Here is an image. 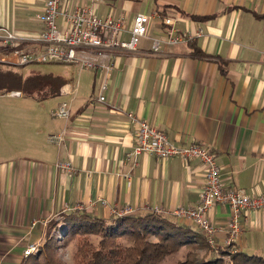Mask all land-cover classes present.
Listing matches in <instances>:
<instances>
[{"label":"crops","instance_id":"0c3cea01","mask_svg":"<svg viewBox=\"0 0 264 264\" xmlns=\"http://www.w3.org/2000/svg\"><path fill=\"white\" fill-rule=\"evenodd\" d=\"M45 1L0 0V27L20 37L39 35ZM91 7L98 18L123 25V41L136 15L152 22L136 52H111L116 58L103 103L91 98L100 94L105 74L75 65L59 76L64 83L54 100L0 94V264H22L29 245L45 243L49 223L75 211L105 220L154 209L171 216L198 203L202 165L134 156L138 120L177 147L209 148L225 189L264 194V0H98ZM161 18L174 19L172 33L191 39L169 44L170 28ZM21 68L12 70L21 74ZM50 100L47 112L40 102ZM63 102L70 105L69 118H51ZM57 162L74 172L60 173ZM246 216L232 249L264 260V210ZM208 218L223 226L229 209L216 205Z\"/></svg>","mask_w":264,"mask_h":264},{"label":"built area","instance_id":"2783aa9c","mask_svg":"<svg viewBox=\"0 0 264 264\" xmlns=\"http://www.w3.org/2000/svg\"><path fill=\"white\" fill-rule=\"evenodd\" d=\"M88 6L67 8L66 0H46L40 16L42 30L37 36L20 37L0 27V65L8 68H21L35 64L75 65L82 70L101 71L105 74L100 86V94L91 98L92 102L103 103V93L107 90L105 79L113 69L116 56L114 51L134 53L137 41L146 36L151 17L138 14L134 17L129 39L123 41V25L110 18L100 19L94 15L91 5L98 0H85ZM62 24L59 25V20ZM161 23L170 28L169 44L188 42L191 38L176 36L172 33L174 19L161 18ZM153 50H158L154 42ZM10 97L20 98L22 93L11 91ZM70 105L63 102L57 109L50 111V117L66 120L69 118ZM137 130L133 155H153L161 160L178 158L182 161L196 160L205 170L203 189L199 201L194 207H179L172 215L185 219L203 232L211 252L219 255L220 249L231 247L242 235V225L251 211L264 210V194L249 196L240 191L225 189L220 178V167L213 152L202 145L192 143L186 147L175 146L160 130L146 121H136ZM50 141L61 140L60 136H50ZM56 169L63 174H72L73 167L67 162H57ZM101 204H106L101 201ZM216 205H225L229 209V218L225 225L215 226L208 213ZM75 209L82 210L78 205ZM160 213L159 209L152 210ZM127 214V213H123ZM121 215V214H119ZM222 236L221 241L218 237ZM37 247L29 245L25 255ZM26 257V256H25Z\"/></svg>","mask_w":264,"mask_h":264},{"label":"trees","instance_id":"16d2710c","mask_svg":"<svg viewBox=\"0 0 264 264\" xmlns=\"http://www.w3.org/2000/svg\"><path fill=\"white\" fill-rule=\"evenodd\" d=\"M63 83L59 76L32 72L24 77L18 70L0 65L1 93L20 91L42 101L57 96ZM177 219L173 215L149 212L144 215L116 214L105 220L75 211L50 222L45 243L38 252L24 257L22 264H62L55 254L54 235L60 225L59 230H65L62 246L74 242L72 264H158L181 247L198 246L208 251L201 230L192 223L187 225ZM229 249H222L219 254ZM190 255L187 253L188 258ZM188 258L178 264H190ZM199 264L225 263L212 254ZM227 264H264V260L236 252Z\"/></svg>","mask_w":264,"mask_h":264},{"label":"rangeland","instance_id":"374dc122","mask_svg":"<svg viewBox=\"0 0 264 264\" xmlns=\"http://www.w3.org/2000/svg\"><path fill=\"white\" fill-rule=\"evenodd\" d=\"M66 67H68L67 65H62V64H46V65H43V64H35V65H29V66H25L21 69H19L21 71V74H23L24 76L28 75L30 72L34 71V72H40L42 74L44 73H51V74H54V75H57V76H62ZM6 69H9V68H6ZM13 69V68H11ZM1 94V92H0ZM33 98V97H31ZM1 99V98H0ZM22 99H28V98H22ZM53 99V98H52ZM54 100V99H53ZM0 101H3V103L5 102V100H0ZM29 101H31L29 99ZM41 101V100H40ZM52 100L46 102V103H43V102H40L41 106L42 107H47V112H49V109L50 107L48 108L49 106V102L51 103ZM31 103H34L33 101H31ZM47 118L49 119V117L47 116ZM49 139V137H48ZM123 213H127V214H130L131 212L129 211H123V212H120L119 214H123ZM156 213V212H154ZM185 220V219H183ZM186 221V220H185ZM61 227V225L58 227V229L56 230V232L54 233L55 235V244H56V249H55V254L57 256V258L60 260V262L62 264H72V254L74 252V242H71L70 244H68L67 246H62V236L65 232L64 231H60L59 228ZM203 233V232H202ZM205 237V236H204ZM95 240V238H94ZM206 241V240H205ZM235 244V243H234ZM33 246H36L37 248L31 252L28 256L30 255H33L35 254L36 252H38V250L41 248V245H34L32 244ZM207 250L206 249H202L198 246H196V248L194 246H187V247H181L176 253L172 254V255H169V256H166L161 262H159L158 264H178L180 262H183L185 261V259L188 258L187 256V253H190L191 255L189 256L188 260H189V263L190 264H199L200 261L202 259H208L212 254L213 256L216 255L214 253L211 252V248L210 246H207ZM233 245L230 247L229 250H227L226 252H224L223 254H219V255H216V256H219V258L225 263L227 264L228 262H230V260L232 259V257L236 254V252L232 249ZM27 249V248H26ZM25 249V250H26ZM24 250V252H25ZM221 250V249H220ZM25 253H23V258L27 255L24 256ZM223 257V258H222Z\"/></svg>","mask_w":264,"mask_h":264}]
</instances>
